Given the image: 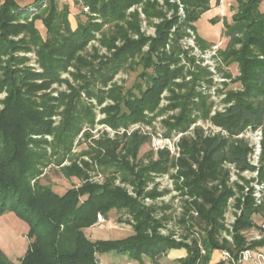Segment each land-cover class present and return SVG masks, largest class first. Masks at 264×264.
<instances>
[{
    "label": "trees",
    "instance_id": "obj_1",
    "mask_svg": "<svg viewBox=\"0 0 264 264\" xmlns=\"http://www.w3.org/2000/svg\"><path fill=\"white\" fill-rule=\"evenodd\" d=\"M37 1L40 3L34 6V14L29 8L23 10L16 0H4L0 6V94L6 95L0 99V216L13 212L30 226L32 242L19 264H103L98 256L112 252L138 262L149 257L153 264H162L160 260L170 251L180 249H186L188 254L179 259V264H226L213 262L215 251H227L238 262L245 250L263 247L264 238L247 246L243 235L259 230L264 223H256V218L264 219V202L257 205L252 191L233 223V242L222 238L224 232L230 231L221 222L233 195L222 165L231 162L241 171L252 168L247 160L250 149L237 138L248 127L263 132L260 178L264 182L262 0H236L237 13L232 22L224 20V35L229 43L219 62L237 64L238 81L242 84L239 91L226 94L225 112L212 118L228 135L205 137L198 128L194 137L183 138L178 159L171 157L168 150H161L155 153L156 157L152 153L147 163L140 158V151L149 136L134 131L129 135L118 133L115 139L106 135L96 139L90 133L97 124V113L96 105L87 99H95L99 106L112 102L102 107L105 119L100 122L116 131L150 122L146 112L158 110L161 95L167 89L171 101L163 112L179 111L172 122L165 121L167 129L186 132L198 111L208 119L213 103L196 91L198 82L212 84L208 67L200 66L192 72V82L182 84L175 80L186 77L185 68L179 66L183 53L180 40L189 36L188 29L196 31L195 24L210 9V0H180L186 14L184 20L179 13L180 4L173 0H163V5L159 0H83L96 17L86 15V20L77 21L76 28L70 20L69 4ZM138 5L142 6L147 23L155 27V37L142 32L143 20L138 10L128 12ZM37 21L43 24L45 35L38 29ZM106 25L109 29L104 31ZM94 40L110 56H101L96 47L89 51ZM198 40L207 47L200 37ZM31 52L42 72L29 66L31 59L27 54ZM136 68L141 73L134 86L113 84L106 89L118 74ZM64 74H69L73 82ZM56 84L66 85L67 90L57 89L58 96H54ZM55 117L60 120L55 121ZM81 142L84 150L73 153L75 144ZM84 157L97 161L107 175L104 185L86 180V170L91 166L85 161L82 167L78 164ZM53 167L82 183L62 194L56 192L41 183L45 171ZM173 167L177 169L175 178L183 179L182 184H176L177 190L192 199L184 201L179 223L186 234L179 242L157 231L169 217L155 219V211L139 200L146 194L151 173H168ZM117 178L135 186L138 198L117 187ZM215 182L219 185L211 187ZM148 196L154 198L153 194ZM237 202L240 207L241 199ZM114 212L133 217V233L123 239H90L86 230L95 224L96 215L109 218ZM193 212L198 217L187 219ZM189 239L191 245L185 242ZM0 264L13 263L0 251Z\"/></svg>",
    "mask_w": 264,
    "mask_h": 264
},
{
    "label": "rangeland",
    "instance_id": "obj_2",
    "mask_svg": "<svg viewBox=\"0 0 264 264\" xmlns=\"http://www.w3.org/2000/svg\"><path fill=\"white\" fill-rule=\"evenodd\" d=\"M22 4V9L25 10L29 8L30 13L34 14L37 12V8L34 6L39 5V1L37 0H18ZM60 4H69L71 15L70 20L73 24V27L76 28L77 21L79 19L86 20V15H91L96 17V14L91 13L89 7L83 2V0H59ZM180 4L179 13L181 15V20H184L186 17L184 7L180 3V0H173ZM236 0H210V9L203 13L201 18L195 24L196 31L192 29H188L189 36L180 40V45L183 53L181 54V63L179 66L184 67L186 71L185 78H178L175 81L177 83L183 82H192V72L197 71L198 67H210L211 65L207 63H212L217 60L220 69L217 68L216 72L211 75L212 84L209 82H198L196 91L197 93L202 94L205 98L208 99L210 103H213L211 106L210 117L208 119H204L201 117L200 112H196L193 117L196 119L191 126L188 128L186 132L177 131V130H169L167 129L169 126L165 121H173L172 117L179 113L178 110H166L170 105V96L171 92L167 89L161 95V101L159 104V108L155 113L146 112L147 118L150 122H138L130 125L129 127L120 128L118 131L112 129L111 127L102 124L100 121L105 119V114L101 112L103 106L107 104H112L110 100H108L103 106H99L95 99L89 100L84 95V98L87 99L90 103L96 105V113H97V124L95 128L90 132L96 139L101 138L106 135L109 138L115 139L117 134L124 135L127 133L131 134L134 131H139L142 136H149V142L141 148L140 158L145 159L147 163L151 159V154L158 153L156 151L155 146L159 147L160 145H166V149L174 150L175 153L171 154V157L178 159L181 156V142L184 137H194L195 131L199 128L201 133L205 137H215L220 134L222 127L215 124L212 118L216 115V113H223L227 109L223 102L224 97L229 91H239L242 88V84L238 81L240 76L239 68L237 64L227 65L226 63H220L219 61L222 58L221 52L227 47L229 43V39L224 35V20L226 19L228 22H232L233 15L237 13V3ZM161 5H163V0H159ZM224 5V6H223ZM261 9L264 11V0H262ZM89 10H86V9ZM134 10H138L142 15V32L147 36L155 37L156 29L147 21L142 12V6L138 5L131 8L128 12H132ZM84 12V13H82ZM173 12H169L168 16L170 17ZM100 21V20H98ZM158 23L159 21H155ZM40 32L45 35V29L41 21H37L36 23ZM109 27L106 25L104 27V31L108 30ZM173 32L175 29L172 30ZM194 39H193V35ZM198 37L203 40L204 45H207L206 48L202 47L199 43ZM97 38H100V35L97 34ZM120 45V43L118 42ZM217 46L218 48L213 52L212 47ZM89 51H92V47H96L99 49V53L101 56H110V53L102 47L98 40H94L89 44ZM170 49V46H167ZM148 47L145 48L147 50ZM215 53V54H214ZM30 57L31 61L29 62V66H33L37 69L38 72H42L39 65L36 63V55L34 52L27 54ZM174 68V66H172ZM141 73L140 68H136L134 71L130 72H121L116 76V78L109 84L108 88H111L113 84H118L119 86L124 85L127 88H130L136 84V82L140 81L138 76ZM65 78H69L72 82L73 79L69 74H64ZM228 77V78H227ZM227 79L224 82L223 79ZM185 80V81H184ZM53 88L56 90L53 95L58 96L57 89L59 91L67 90L66 85H54ZM185 92V89L183 90ZM5 93L0 94V99L5 97ZM197 100V99H196ZM163 112V113H162ZM161 113V114H160ZM154 114H158L155 117ZM55 121H59L60 117H55ZM167 127V128H166ZM170 132V135H166V133ZM178 134H184L180 136ZM159 135H163L164 137H169L172 139L171 143L168 141H164L159 139ZM224 136L225 134L222 133ZM82 136V135H81ZM80 136V137H81ZM172 137H177L176 139ZM239 140L244 141L245 144L249 147L250 151L247 154V160L250 165L249 159L253 154V146L251 144V140L249 138H238ZM155 140H159L156 141ZM180 149V150H179ZM84 150V145L79 143L75 144L73 153L80 154L81 151ZM171 153V152H170ZM88 162L90 164V168L86 170L87 178L86 180L90 183L97 185H104L107 180V175L104 174L102 169L100 168L97 161L91 160L89 157L81 158L78 161V164L82 167V162ZM66 165H70V162H66ZM251 166V165H250ZM260 169H261V159H260ZM177 169L173 167L168 173H151L148 185H146V190L143 196L139 197V200L145 203L146 206H149L151 210L154 212L153 216L157 220H163L166 216L169 219L163 220L161 226L158 228V232L161 235L166 237H171L176 241H181L183 239V235L186 234L185 227L179 223V218L183 213L184 201H192L189 200L188 196H184L179 190H177L176 184H182L183 179H176V171ZM252 168L247 171L239 170L235 164L231 162H225L222 165V171L226 173L227 186L233 190V195L228 199L227 208L224 210L222 217V224L226 229L230 231L223 233L222 238H226L229 241L233 242V236L231 235L232 230L229 226L230 223L235 221L236 217L240 215L242 206L244 205L246 196L250 191L254 192L256 185L263 184L261 181L260 174L259 176L253 177L251 174ZM250 171V172H249ZM41 183L45 185H50L53 187L58 193H64L66 190L70 189L73 186H78L82 183L81 180L73 177H67L63 171L59 167H53L47 169L45 171V175L41 178ZM115 185L117 187H121L125 189L129 195L134 198H138L136 187L131 185L130 183H124L121 178H117L115 181ZM219 183H211L210 186L217 187ZM242 188V191H240ZM148 194H153L154 198L148 196ZM241 199V206H238V200ZM264 202V201H263ZM103 215V214H102ZM190 216L198 217L196 212L191 213ZM106 218V222L103 225H98L97 221L92 225L89 229L86 230L88 237L92 240H107V239H123L130 236L134 229L135 221L133 217L124 213H116L109 215V218ZM264 222V219L261 217L256 218V223L259 225ZM254 231V230H253ZM253 231L243 233L247 246L252 244L253 242H258L261 240H252ZM253 232V233H252ZM30 226L21 218H19L13 212H7L4 215L0 216V251L3 255L13 264H19L22 258L27 254L30 243L32 240L29 239ZM252 233V234H251ZM186 243H190V239L185 241ZM185 250V251H183ZM251 250V254L247 256V260L245 261L242 257L238 262L232 264H264V246L263 247H255L249 248ZM218 252V254H217ZM180 253L188 254L186 249L180 250H172L166 256H164L160 262L162 264H179V259L184 258L180 257ZM221 251H215L213 254V262L222 261L220 257ZM98 259L103 264H153L149 257H144L143 262H138L134 260H130L128 256L121 255L112 252L109 254L99 255ZM231 264V263H229Z\"/></svg>",
    "mask_w": 264,
    "mask_h": 264
},
{
    "label": "built area",
    "instance_id": "obj_3",
    "mask_svg": "<svg viewBox=\"0 0 264 264\" xmlns=\"http://www.w3.org/2000/svg\"><path fill=\"white\" fill-rule=\"evenodd\" d=\"M86 10H89V9L87 8ZM194 38L195 37L193 35V39ZM217 48H218L217 46H213L212 47L213 52H215V50ZM207 64L211 65L210 67H208V69L212 74H214L216 72V69L219 66L218 61L215 60L212 63L209 62ZM223 80H224V82L227 81L226 78ZM225 97H224V99H225ZM220 132H221V134L223 133L225 135H228L227 131H225L224 129H221ZM178 135L183 136L184 134H178ZM172 138H174V137H172ZM176 138L177 137H175L174 139H176ZM237 138H249L251 140V144L253 146V154L251 155V157L249 159L250 165L252 167V170H250V171H251L252 176L257 178L260 174V159H261V153H262L263 132L260 128L253 129L252 127H248L243 133L238 135ZM159 139L164 140V141H168L170 143L172 141V139H170L169 137H164L163 135H159ZM156 141H159V140H155V142ZM165 147H166V145H160L159 147L155 146V149H156V151L168 150ZM168 151L171 152L170 154L175 153V149L174 150H168ZM253 197H254L257 205H261L263 203V201H264V183L262 185L259 183L256 185V188L253 192ZM96 216H97V224L98 225H103L106 222L105 215H102L101 213H99ZM234 222L235 221L230 223L229 227L231 229H232ZM253 232H252L253 234L251 233L252 234V240L263 239L264 238V223L261 225V228L259 230H254ZM249 254H251V250H245V252L243 253L242 257L244 258L245 261L249 258V257L247 258V256ZM220 257L222 258V261H224L226 264H229V263L232 264V262L235 263L234 259L232 258V255H230L229 252H227V251H222L220 253Z\"/></svg>",
    "mask_w": 264,
    "mask_h": 264
},
{
    "label": "crops",
    "instance_id": "obj_4",
    "mask_svg": "<svg viewBox=\"0 0 264 264\" xmlns=\"http://www.w3.org/2000/svg\"><path fill=\"white\" fill-rule=\"evenodd\" d=\"M16 1H17V3L19 4L20 7H23L22 4L18 0H16ZM3 2H4V0H0V6L3 4ZM183 251H185V250H183ZM180 254H181L180 257H184L185 256L184 253H180ZM217 254H218V252H217Z\"/></svg>",
    "mask_w": 264,
    "mask_h": 264
}]
</instances>
